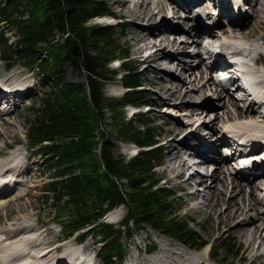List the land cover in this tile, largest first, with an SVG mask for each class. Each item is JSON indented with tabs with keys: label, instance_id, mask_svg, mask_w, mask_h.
Returning a JSON list of instances; mask_svg holds the SVG:
<instances>
[{
	"label": "trees",
	"instance_id": "obj_1",
	"mask_svg": "<svg viewBox=\"0 0 264 264\" xmlns=\"http://www.w3.org/2000/svg\"><path fill=\"white\" fill-rule=\"evenodd\" d=\"M108 10L104 0L0 1V22L14 34L12 46L0 30V43L6 47L1 57L22 60L51 82L33 107L26 136L30 147L53 168L46 190L57 201L55 216L64 235L76 234L81 239L99 235L100 260L120 264L125 253L121 236L129 233L133 220L146 221L186 244L200 242L189 224L177 216L172 191L158 183L156 164L164 158L163 148L147 112L140 110L134 117L126 112L128 104L139 107L150 102L137 87L141 84L136 67L123 60L117 77L109 61L125 58L127 52L119 47L114 26L88 23L90 17ZM65 63L81 71L82 83L63 76ZM111 80L124 87L117 97L103 94L104 84ZM107 114L111 129L103 125ZM114 137L147 147L129 157L117 155ZM121 203L128 209L117 225L102 219ZM223 244L233 251L237 243L228 237Z\"/></svg>",
	"mask_w": 264,
	"mask_h": 264
},
{
	"label": "bare ground",
	"instance_id": "obj_2",
	"mask_svg": "<svg viewBox=\"0 0 264 264\" xmlns=\"http://www.w3.org/2000/svg\"><path fill=\"white\" fill-rule=\"evenodd\" d=\"M111 1L116 5H120L117 11L118 15L122 12H127L130 13V16L143 20L145 23L143 26H137L141 33H136L132 37L134 43L132 50L141 52L144 51V48L153 49L149 54L142 57L141 61L144 63L142 72L154 64L158 67V72L162 73L161 75H155L150 80V83L156 87L157 91L163 94L162 98L158 96L156 100L177 99V103H173V106L168 107V112L174 115L177 114L174 110H180L184 116H190L182 120L183 124L187 123L191 117L198 116L199 120L193 121L194 129H203L202 134L197 136V132L192 130L183 132L182 121L169 127L173 135L163 144L169 147L170 160V165L168 164L165 167L164 177L168 180H179L174 183V187L178 185L185 189L186 198L194 202L192 203L193 208L201 207L207 212V216L215 222L214 228L210 231L212 233L211 237L218 235L221 231L220 229L224 230V228L236 231L240 237L244 238V249H249L255 259H264V221H262V217H264V198L259 196L261 192L259 189L262 192L264 191V170L248 176H242L237 170L233 173L232 171L227 172L228 167L226 168L224 163L228 164L225 162L228 156L221 153V143L225 139L230 138L231 135L235 136L245 133L253 141L264 140V114L256 115L257 107L253 99L246 105H240L236 101L238 98L226 88L224 89V85L212 76L210 72L211 65L207 64L200 52L202 42L198 43L196 40V37L199 38L200 34L203 33L210 38L218 39L217 45L220 52L236 54L243 57L242 59L249 58L248 54L250 53L251 45L257 47V43L264 36L259 34L255 40L252 39L256 34V30L258 29L259 33V29L264 23V0H248L249 9L247 11L250 12L247 13L246 11L236 14L231 12V9L235 7L234 3L231 4V8L228 0H216L218 5L217 12L205 0H202L199 4L200 0ZM245 5L244 3L241 8L246 7ZM215 13L216 15H214ZM192 14H195L197 18ZM199 15L200 17L204 15L205 18H208V16H211V18L215 17L211 23L212 28H219L221 25L226 24L227 29H222L220 33H213L212 28L198 25ZM170 19L172 20L169 21ZM192 20L194 21L191 22ZM244 24L249 26L243 28L242 25ZM190 46L195 47V52L191 56L196 62L188 63L190 60H182L179 56L187 53ZM258 46L260 45L258 44ZM252 57L246 59L243 66L248 69L249 78L253 77L259 80H257L256 89L258 92L263 93L264 55L262 50L258 51L256 58L251 59ZM165 60H167V63L163 64ZM250 60L256 65L255 68L250 66ZM200 66L203 68L200 69V77L189 78L190 75H195V72L199 71L195 69ZM178 67L184 71L186 76H183L181 71H176ZM9 73H0V83L6 82L8 85L13 83L10 92L0 88V136L2 138H5L11 127H15L17 124L16 120H11L8 116L11 114L15 115V110H19L24 105L22 98L26 94L31 96L36 89L33 83L28 84L24 89H18L15 86L24 82L28 75L21 71ZM194 94L199 96H204L205 94L206 97L215 96V98L221 99L219 101L220 104L216 106L214 103H210L209 100L204 99L199 105L191 104L189 107L185 106L187 104L184 105L183 101L185 99H193ZM209 107H212L214 111H211ZM211 112L214 114L210 116ZM217 122H222L219 134L215 132ZM195 135L198 137L201 146L192 147V143L189 142L190 137ZM187 146L188 148L192 147V149L188 150ZM187 150L188 152L186 153ZM14 153L21 154L18 149H15ZM195 154L201 155L203 157L202 160L194 159ZM255 157L257 156L255 155L252 158ZM23 161V159H19L16 163L7 165L1 171L3 174L1 175L2 183L0 184V208L5 206L8 211L2 214L7 215L6 218L0 217V220L8 222V224L0 226V263L51 264L48 260L52 259L53 264H69L68 260L66 262V258L71 259V255L74 253L68 250V246L65 250H61L63 252L57 250L58 245L37 251L40 241L36 240L34 234H24L32 228L30 224L26 223V221H29V217L21 216L20 218L8 219L10 210H17L16 212H18L19 209L22 211L25 208L21 204L14 206L13 202H10L11 199H9L8 195L10 196L15 191L13 196H15L16 200H19L31 193V191L26 190L25 181L11 183L7 180V178L10 179L13 176L16 178L20 176ZM199 165L206 167L203 174L198 173L196 170ZM210 166H212L211 172L208 171ZM29 168L30 164L26 165L25 169L23 168L27 170L26 173L28 175L31 170ZM191 168H194L196 173L185 176V172ZM31 173L36 175L34 172ZM205 175H208L209 181L200 192L199 183L195 182V178L200 176L202 182L205 181ZM178 177L179 179H177ZM10 186H14L17 189L11 190ZM256 191L257 201L253 202ZM200 202L201 204L198 205ZM251 210H256V213L251 214ZM111 215L116 218L120 216L119 212L111 213ZM20 231L24 232L22 235L20 234L21 236L18 235ZM3 236L5 237L2 238ZM167 244L163 239L161 240L160 250L154 260L155 264H194L186 254L184 255L186 250L176 244L169 243V246ZM51 250L54 252L58 251L55 253V258L50 256ZM82 250L88 263L96 262L93 259L89 243H83ZM207 256L209 260H214L209 255ZM207 262L206 264H210ZM195 264L201 263L198 261Z\"/></svg>",
	"mask_w": 264,
	"mask_h": 264
},
{
	"label": "rangeland",
	"instance_id": "obj_3",
	"mask_svg": "<svg viewBox=\"0 0 264 264\" xmlns=\"http://www.w3.org/2000/svg\"><path fill=\"white\" fill-rule=\"evenodd\" d=\"M1 2H5V0H0ZM106 3V6L109 7V11L114 12V14H118V9L120 5H111V0H104ZM250 12V11H249ZM195 15V14H192ZM119 20L116 19V22H122L120 26L114 25V28L116 30L115 37L119 39V47L123 48L127 52V57L121 58L119 62H122L123 60L128 62L130 66H135L136 67V72L139 73L140 76V84H143V91L144 95L147 97V101H150L149 105V110L147 111V114H145L146 117H148V121L150 123V126L154 127L155 132L158 134L157 138L161 140L162 142H166L169 140V137H171L173 134L171 133V129L169 128L171 125L181 123L182 120H185V118L190 117V116H184V114L180 110H174L177 112V114H170L168 112V107L173 106V103H177V99H168L166 100H156V97H163V94L159 93L154 87L152 83H150V80L154 78L155 75H161L162 73H159L158 67H156L154 64L150 65V68L142 72L144 68V63L140 60L143 55V51L141 52H134L132 50L134 43L132 37L137 33L140 34V30L137 28V26H143L145 23L143 20H139L136 17L130 16V13L127 12H122L120 15ZM197 18V17H196ZM210 18V19H209ZM251 19V15H250ZM170 19L169 21H171ZM208 20V22L211 21V16H208V18H203L201 17V22ZM95 19L91 20V22H94ZM194 21V20H193ZM192 21V22H193ZM174 24V22H172ZM247 27L249 25L244 24L242 27ZM262 27L264 28V23H262ZM256 30V34L252 39H256L259 34L264 35V29L263 28ZM221 29V30H220ZM222 29H227V25H221L219 28H212L211 30L213 33H220ZM0 30H4V36L6 37V44L10 43V45L13 46V40H14V34L12 33V29H6L5 24L0 23ZM133 44V45H132ZM261 45V50L264 55V36L263 38L260 39V41L257 43V45ZM193 47L190 46V49ZM6 49L3 44L0 43V73H8L9 72H24L25 75H28L27 79L24 80L21 84H17L16 86H21V88H25L28 84L33 83L35 89V93L29 95H25L23 100V104L20 109L15 110V115H10L8 116L11 120H16L17 124L15 127H11L10 132L5 136V138H2L0 136V171L6 168L9 163L7 162V158L12 157L13 152L15 149H18L21 154L17 157V159H23L24 161V166L23 168H26V165L30 164L31 169L29 171V175L27 170H24L23 168L20 169V172L22 175L23 179H25L26 185L25 188L26 190L31 191L30 195H25L23 198L16 200L14 195V192L8 195L9 199H11L10 202H13L12 204L14 206H19L20 204L25 207L24 209H19L18 212L17 210H10L8 214V219L18 217H29V221H26L27 224H30L32 228L30 231L24 233L23 231H20L18 235L24 234H31L35 235L36 240L38 242L40 241V244L37 246V251L42 248H53L58 245L57 250L62 252L61 250L65 249L66 246L74 242H77L79 239H76L75 235L66 237L64 234L63 229L61 228L62 224L60 223V218L55 216L56 215V207H57V201L52 197V195L47 191L46 189L48 188L47 182H49L52 179V175L54 174L53 168L50 169L47 167V163L43 161L42 156L39 154V152L36 149H32L29 145V141L26 139V132H27V123L29 119H33V107L36 106V102L40 100V97L44 95V93L49 90L51 87V82L47 81L46 78L44 77H39L37 74V71L33 68H28L25 65H23V61H13L7 60L6 58L1 57V55L6 54L4 51ZM88 51H91V49H87ZM120 51V49H119ZM189 51H187L188 53ZM195 52V51H194ZM138 53V54H137ZM187 55L189 54H182L179 56L180 59L182 60H187V59H192L188 58ZM187 58V59H186ZM194 59V58H193ZM188 61V60H187ZM10 62L11 65L7 67V63ZM190 62H196V61H189ZM187 63V64H188ZM110 65H112L110 63ZM198 67V66H197ZM202 66L199 68H196L195 70H199L195 72V75H190L189 78H195L196 76L199 78L200 77V72ZM203 69V68H202ZM11 70V71H10ZM176 71H181L183 73V76H186L183 70L178 67ZM61 72L65 78H67L70 81H73L75 83L80 82L82 83L84 80V77L81 73L80 70H75L72 68V65L69 63H65L61 67ZM141 72V73H140ZM175 74V73H174ZM16 83V81H15ZM1 84V83H0ZM6 84V82L4 83ZM13 83H9L11 85ZM8 85V84H7ZM20 88V89H21ZM122 90V87L115 81L111 80L107 82L102 91L105 96H117L120 94ZM193 99H185L183 101V104H187L185 106L189 107L191 104L192 105H199L202 100L207 99L210 101V103H214V105L219 106V101L221 99L215 98V96H209L206 97L205 94L204 96H199L197 94H194ZM176 101V102H175ZM239 101V100H238ZM19 102V101H18ZM26 105V106H25ZM25 106V107H24ZM147 109V108H145ZM211 111H214L212 109ZM128 116L134 117V115H131L130 110L127 111ZM181 112V113H180ZM214 113L211 112L209 115H213ZM209 117V116H208ZM208 117H206L208 119ZM194 120H199V117H191V119L183 124L182 121V128H184L183 132H189L190 130L198 134V136L202 133L203 129L199 128L197 130L194 129ZM202 120V118H201ZM1 121V119H0ZM20 121V122H19ZM135 123H138L135 121ZM104 127L107 129L112 128L111 124V115L107 114L106 119L103 121ZM185 125V126H184ZM217 129L216 133L219 134L218 132L220 131L222 127V122H217ZM18 127V128H17ZM13 129V130H12ZM167 129V130H166ZM13 131V132H12ZM167 131V132H166ZM200 133V134H199ZM11 134V135H10ZM9 135V137H8ZM17 135V136H15ZM192 136L189 139V142L194 145L201 146L198 137ZM114 153L119 155V154H124L129 156L131 152L134 150V146L132 143L127 144L120 139L114 137ZM211 140V138H209ZM213 140V139H212ZM192 147L187 146L188 150L192 149ZM186 151V153L188 152ZM169 147L166 145L164 146L163 150V160H162V165L156 166L157 169V174L160 177L159 183L164 184V172H165V167L168 164L170 165V160H169ZM26 155V156H25ZM16 159V160H17ZM168 161V162H167ZM224 166L227 167V165L224 163ZM32 167V168H31ZM206 169V167H205ZM22 170H24L22 172ZM211 172V168L208 170ZM31 172H34L36 175H32ZM31 173V174H30ZM27 174V175H26ZM163 174V175H162ZM32 175V177H31ZM36 176V178H35ZM208 175H205V181H202L199 184L198 188L200 189V192L205 188L206 183L209 181V178L207 177ZM179 179V177L177 178ZM29 180V181H28ZM168 180V179H167ZM179 180H168L166 181V184L169 186H172V190H174V193L170 195V198L174 202L173 205L177 207L178 210H176V214L180 219H183L184 222L189 224V227H191L194 231V233L197 235V241L202 243V240L207 241L209 244H213V254L214 260H209L207 259V256L203 254V251L206 246L199 248V244H186L181 237H176L174 235H166L161 229H154L151 224L148 222H136L135 220L130 222V230L127 235H122L121 239L125 243V248H126V255L124 258V262H120V264H155L154 260L155 257L160 250V245H161V240L165 243H168L167 245L169 246V243L171 244H176L178 247L183 248L186 250L184 255L188 256L192 262L197 263L198 261L201 264H206L208 261L210 264H264V259L263 258H254L253 254H251L250 250L244 249V238L240 237L238 235V232L236 231H230L226 230V228L220 229L221 231L219 232L218 235H213L211 237V230L214 228L215 222L211 220L207 216V212L202 209L201 207H196L193 208L194 202L192 200L186 198L185 195V189L179 187L178 185L174 187V183ZM258 182V181H257ZM165 185V184H164ZM177 187V188H176ZM127 188V187H126ZM125 189V186H124ZM248 194V193H247ZM246 194V195H247ZM256 195H254L253 202H256ZM28 204V205H27ZM201 202L198 204L200 205ZM5 207V206H4ZM0 208V217H3V219L6 218L7 215H2L4 212L8 211V209L5 207ZM7 209V210H6ZM127 205H124L121 203L118 205L116 208L110 209L107 213L104 214L103 218L106 221L109 222H114L115 224L119 223V221L122 220L123 217H125L127 213ZM193 209V210H192ZM27 210V211H26ZM201 210V211H200ZM114 212H119L120 216L113 217L111 213ZM175 212L173 214H175ZM251 214H255L256 210H251ZM5 214V213H4ZM63 219L66 217L61 216ZM114 219V220H113ZM262 221H264V217H262ZM0 226H3L4 224H8V222L0 220ZM213 226V227H212ZM33 231V232H32ZM264 232V231H263ZM20 235V236H21ZM37 235V236H36ZM232 238L235 243H237L236 249L227 250L224 248L223 241L225 238ZM38 238V239H37ZM98 240V237H96ZM97 239L94 238L92 235H88L86 239H83L82 243H89L90 249L92 250V255L95 259V264H103L101 260H99L98 253L100 252V245L101 241L99 242ZM213 239V240H212ZM67 242V243H66ZM72 246V245H71ZM83 246V245H82ZM50 253V256L52 258H55L54 256L57 253L56 251ZM249 251V252H248ZM188 252V253H187ZM175 255V254H173ZM183 255V256H184ZM135 258V259H134ZM203 258L205 259L203 262L200 261V259ZM52 259L48 260V262H52ZM219 263H217V261ZM216 261V262H215ZM207 262V263H208Z\"/></svg>",
	"mask_w": 264,
	"mask_h": 264
}]
</instances>
